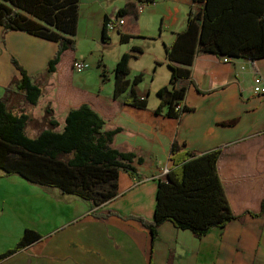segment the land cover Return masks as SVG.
Listing matches in <instances>:
<instances>
[{
    "label": "crops",
    "instance_id": "obj_1",
    "mask_svg": "<svg viewBox=\"0 0 264 264\" xmlns=\"http://www.w3.org/2000/svg\"><path fill=\"white\" fill-rule=\"evenodd\" d=\"M78 4L74 49L61 54L56 70L41 80L42 94L31 118L38 120L49 107L61 129L68 110L87 103L106 119V129L120 128L112 145L143 162H133L137 175L119 170L116 195L98 205L0 170V264H264V216L246 213L259 211L264 201V94L252 92L254 76L264 82V57L252 61L230 56L223 61L225 56L196 52L188 78L176 81L187 88L182 104L188 111L169 118L155 112L157 91L172 89L165 47L187 27L190 5L184 0ZM122 7L127 12L121 16L124 24L105 28L103 39L105 17L113 18ZM136 38L146 43L132 42ZM80 40L93 44L78 58L75 44ZM115 42L119 46L107 58L105 47ZM57 48L56 41L0 26V99L12 79L20 77L13 58L36 77ZM123 53L130 55L126 79H141L135 90L145 100L144 108L123 104V94H114V69ZM74 60L89 67L77 73ZM174 141L184 151L221 150L217 173L231 211L242 216L200 238L166 220L153 236L136 219H153L157 184L172 166L169 151ZM26 229L39 237L13 250Z\"/></svg>",
    "mask_w": 264,
    "mask_h": 264
},
{
    "label": "trees",
    "instance_id": "obj_2",
    "mask_svg": "<svg viewBox=\"0 0 264 264\" xmlns=\"http://www.w3.org/2000/svg\"><path fill=\"white\" fill-rule=\"evenodd\" d=\"M134 1L141 5L153 2ZM184 1L190 5L187 27L177 34L172 45L165 47L172 89L163 87L157 91L159 103L155 112L169 118H178L188 111L182 104L187 88L177 86L176 81L188 78V66L196 52L247 57L252 61L264 57V0ZM78 8V0H0V26L4 30L25 31L58 43L45 70L36 77H30L12 59L20 77L12 79L0 99V170L98 205L116 195L119 170L137 175L133 162H143L136 154L112 145L120 128L106 129V119L82 103L68 110L61 129H57L59 123L46 107L41 119L44 126L34 136L27 133L32 121L30 111L42 94L41 80L56 70L61 54L74 49ZM125 9H118L115 15H126ZM108 19H104L103 39H107ZM129 56L123 53L116 62L113 91L115 95L123 94V104L144 108L146 102L139 99L135 90L141 80L139 75L131 81L126 79ZM179 104L181 108L177 109ZM219 153V148L202 153L184 151L174 141L169 151L172 166L157 184L153 219H136L153 236L166 220L200 238L211 228L242 216L230 209L216 169ZM246 213L264 216V201L259 211ZM38 237L33 230H24L13 250Z\"/></svg>",
    "mask_w": 264,
    "mask_h": 264
},
{
    "label": "rangeland",
    "instance_id": "obj_3",
    "mask_svg": "<svg viewBox=\"0 0 264 264\" xmlns=\"http://www.w3.org/2000/svg\"><path fill=\"white\" fill-rule=\"evenodd\" d=\"M110 34H111V36H112V38H114V39H116L117 38V36H116V34H115V32L113 31H110ZM143 41H146V40H140V39H138V38H136V39H134L132 42H140V43H146V42H143ZM91 44H93V42H91V41H89V42H87V41H78L76 44H75V48H76V53H77V57L78 58H80V57H82V55H84V54H86L88 51H89V48L92 46ZM119 45H117V43L115 42V44L112 46V47H105V49H106V53H107V58H108V56L110 57V56H112L114 53H115V51H116V49H117V47H118ZM80 54V55H79ZM130 60H132V59H130ZM138 60V59H137ZM136 60V61H137ZM144 61V60H143ZM138 62H140L141 63V61H137V64H138ZM139 66H137V68H138ZM136 68V69H137ZM140 68V67H139ZM83 73H85V72H83ZM82 73V74H83ZM78 75L79 74H77V73H74V76H75V78L76 77H78ZM150 75L151 74H149V75H145V81L144 82H146V83H148V80L150 79ZM168 86L170 87V84H168ZM153 100H155V98L152 96V101L151 102H153ZM37 111H38V109H36ZM37 111H36V113H37ZM34 118V117H33ZM41 119H42V116L41 117H38V120H33L32 119V121L29 123V125H28V127H27V133H28V135H33L35 132H37L38 131V129L40 128V127H42V126H44V124H42V122H41ZM40 120V121H39ZM33 128H35V129H33Z\"/></svg>",
    "mask_w": 264,
    "mask_h": 264
},
{
    "label": "built area",
    "instance_id": "obj_4",
    "mask_svg": "<svg viewBox=\"0 0 264 264\" xmlns=\"http://www.w3.org/2000/svg\"><path fill=\"white\" fill-rule=\"evenodd\" d=\"M139 10H143L142 6L138 7ZM125 20L123 17H117L116 15L113 18H109L106 21L105 24V28L112 30L113 28H115L118 25H122L124 24ZM231 57L229 56H225L222 60L223 61H227L228 59H230ZM89 67V64L85 61H77L74 60L73 62V68L74 71H77V73L84 71L85 69H87ZM241 68L243 69L244 66L242 65ZM253 93L255 94H264V82L262 81L261 77H259L258 75L254 76L253 78ZM177 109L181 108V104L176 106ZM167 172V169L164 170V174Z\"/></svg>",
    "mask_w": 264,
    "mask_h": 264
}]
</instances>
